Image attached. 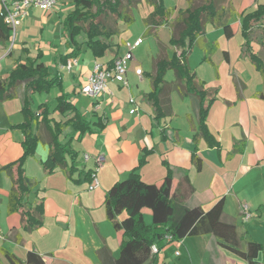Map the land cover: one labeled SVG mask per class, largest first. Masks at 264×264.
I'll return each instance as SVG.
<instances>
[{
	"label": "crops",
	"instance_id": "0c3cea01",
	"mask_svg": "<svg viewBox=\"0 0 264 264\" xmlns=\"http://www.w3.org/2000/svg\"><path fill=\"white\" fill-rule=\"evenodd\" d=\"M164 1L169 7L186 8L193 0H188L186 6L181 7L174 5V0ZM231 1L238 12L253 10L261 2ZM57 6L49 10L40 7L29 9V14L19 25L30 27L25 28L20 40L24 52L23 59H15L12 68L17 62L26 61L25 49L31 57H36L38 52L42 51L41 60L49 66L51 73L60 74L62 87L46 93L51 94L58 89V93L52 94L50 99L39 104H34L33 99V95L38 92L33 93L32 110L40 113L42 109L40 110L39 106L48 103L51 113L49 116L56 121H65L70 114H61L54 110L56 97L64 93L93 123V132L79 136V133L73 134L69 127L65 130L68 138L72 137V148L78 152V168L74 169L70 177L66 168L57 167L52 173L43 168L42 160L46 159L49 153L50 134L45 124H37L39 143L35 155L27 159L25 170L28 176L38 181L39 191H33L29 195V201H43L44 220L40 227L27 230L23 227L19 212H8L13 180L4 168L23 154L24 133L17 127L25 120L22 112L23 87L19 89L16 97L5 101L4 104L18 100L14 105V115L7 105H3L4 109L0 112V264H10L2 252L3 249L23 260L29 251L34 250L43 256L45 264H98V251L103 246H107L112 255L117 257L124 230L116 231L107 219L105 196L115 183L128 179L143 155H147V160L138 171L144 182L159 184L171 171L176 187L179 179L187 174L194 187L192 195L186 201L189 207L200 206L208 210L223 198L225 205L222 220L236 223L242 249H247L249 240H256L264 245V99L257 95L264 89V79L249 54L243 51L245 40L240 21L237 22V31L234 30V35L240 36V47L235 46L233 52L231 46H222L221 38L209 40L205 32L200 41L206 47V56L198 66L205 70L200 74L198 68L190 65L198 79L215 95L207 123L219 144L212 145L199 132L198 97L183 94L176 88L177 79L173 70L167 71L166 92L160 96L169 108L168 114H158L156 110V64L158 59L171 57L175 52L170 43L172 34L169 25L175 19L176 13L166 25L148 26L144 19L153 9L150 5L149 12L135 16V21L141 18L144 24L140 34L128 35L126 29H121L119 24L120 32L111 38L112 44L105 55L96 57L87 44L83 43L79 56L75 57L77 64H73L69 70L64 63H59L60 55L66 51L63 20L67 14H61ZM34 9L43 12L33 16ZM61 25L60 40L47 32V29L60 31ZM33 31L41 35L46 32L49 46L54 51H45L39 47L33 52L25 41ZM147 34L152 36L149 46L144 54L137 53L136 50L144 44ZM138 40L141 43L132 51L133 57L128 62V86L110 79L107 90L97 98L81 93V86L87 81L96 62L109 67L112 59L127 53L128 42L134 43ZM216 46V51L221 54L217 60L212 54ZM3 47L0 45V59L12 57L14 50L5 54L2 52ZM221 47H224L222 51ZM253 49L260 54L264 62V49L255 42ZM84 50L89 55L88 58L83 57ZM45 56L50 57L49 62L43 60ZM52 64L55 65L54 70ZM139 69L143 71L142 76L138 74ZM254 71L260 76L252 77ZM65 72L69 74V85L73 87L71 91L65 86ZM70 92L78 97H72ZM80 98H89V104L82 106ZM132 109L136 110L132 113ZM194 153L202 160L200 169H197L194 163ZM85 155H89L88 159ZM93 173H96L100 185L97 189L89 190L88 185ZM83 180L87 185H82ZM85 189L91 193H85ZM38 196L43 199L40 200ZM244 203L249 205L248 219H245L242 212ZM142 215V218L147 217L151 223L149 209H143ZM110 226L114 231H110ZM147 264L248 263L220 246L214 235L205 234L168 242ZM261 264H264V260Z\"/></svg>",
	"mask_w": 264,
	"mask_h": 264
},
{
	"label": "trees",
	"instance_id": "16d2710c",
	"mask_svg": "<svg viewBox=\"0 0 264 264\" xmlns=\"http://www.w3.org/2000/svg\"><path fill=\"white\" fill-rule=\"evenodd\" d=\"M143 0H72L74 9L63 20V34L66 51L60 55L59 63L66 64L70 58L78 57L82 44L85 43L96 57L105 55L111 46V38L120 32L119 22L127 25L135 21L133 5ZM152 6V11L144 19L148 26H161L172 22L171 45L175 52L171 57L160 58L156 64L154 75V94L157 100L158 114H168V107L160 98L166 92L165 75L173 70L177 79L176 88L183 94H192L199 99V132L212 145H218L219 140L209 130L207 116L210 106L215 99L214 93L199 80L196 72L189 64V56L194 46L202 39L206 26L211 23L222 28L227 38L234 35V26L240 21L241 32L244 36L243 51L248 53L256 68L264 79V62L253 49V43L264 49V4L259 3L253 10L238 12L231 0H200L186 8L169 7L164 0H145ZM197 2V1H196ZM12 27L4 20L3 9L0 10V45L6 46L11 42ZM84 35L85 40L80 37ZM25 62H17L0 79V101L16 97L23 87L22 112L23 123L17 127L22 129L23 154L17 160L4 168L12 177L13 186L9 195L8 212H19L23 227L33 230L40 227L44 220L43 201L31 202L29 195L39 191L38 181L27 175L25 164L30 156L35 155L39 143L36 130L37 124L43 123L48 127L49 153L42 160L43 168L52 173L57 167L66 168L70 177L78 168V152L72 148V137L68 138L65 130L69 127L73 134L79 136L93 132V123L83 115L68 95L61 93L56 97L54 110L61 114H70L65 121L53 120L49 115L48 103H42L40 113L31 108L33 93H49L54 88L62 87L59 73H51L49 66L41 60L42 51L36 57H31L28 50ZM227 55V52H225ZM115 59V58H114ZM114 59L109 62L113 66ZM257 95L264 99V89ZM147 160V155L139 159V164L129 174L128 179L115 183L106 193L105 212L107 219L116 231L124 230L120 244V252L114 257L107 246L99 249L98 264H147L153 260L155 253L152 246L158 249L168 242L179 241L187 236L212 234L223 248L244 259L248 264H261L260 254L264 249L262 243L256 240L247 241V249H242V240L234 221H223L224 199H219L208 210L200 206L189 207L187 199L194 191L193 184L187 174L183 175L174 187V177L171 171L161 183H146L141 179L139 168ZM193 160L197 167H202L201 158L194 153ZM70 162V163H69ZM40 200L43 197L38 196ZM151 211L152 221L147 224L142 218L143 209ZM125 211V221L118 214ZM172 237L171 241L166 236ZM20 236V234H19ZM3 254L10 264H45L43 256L31 250L25 260L12 252L3 249Z\"/></svg>",
	"mask_w": 264,
	"mask_h": 264
},
{
	"label": "rangeland",
	"instance_id": "374dc122",
	"mask_svg": "<svg viewBox=\"0 0 264 264\" xmlns=\"http://www.w3.org/2000/svg\"><path fill=\"white\" fill-rule=\"evenodd\" d=\"M197 1V2H196ZM199 0H193L192 3H198ZM188 0H174V5H178L179 7L181 6H186ZM200 2H202V0H200ZM261 4H264V0H261L260 2ZM180 4V5H179ZM0 7H1V1H0ZM59 8V11H61V14H68L69 12H71L73 9H74V4L71 0H60V2L58 3V6ZM151 10V6L147 3V2H140V3H135L133 5V14L134 16H142V14H146L147 11L149 12ZM247 10V9H246ZM43 11L42 10H38V9H34L32 11V15L33 16H37V15H41ZM54 13V12H53ZM46 15H47V12H46ZM41 20V19H40ZM174 21V20H173ZM52 22V21H51ZM50 22V24H51ZM120 24V28L121 29H126V32L128 33V35H133L135 36L136 34H140L141 33V30H142V27L144 26L143 24V21L141 18L137 19L133 24H130V25H127V24H122V22L120 21L119 22ZM172 24V23H171ZM169 25V28H170V31H171V34H172V25ZM54 24L52 26V28H54ZM25 28H30L29 25L25 26V27H20L18 26L17 28V32H16V37H15V40H14V46H13V50H14V54L12 55V57H9L7 56L8 58H1L0 59V77L4 76L11 70L12 68V64L14 62L15 59H17L18 57H20V59H23L22 55H24V52H23V47H21V38L23 37V32L25 31ZM234 30L237 31V25L234 26ZM40 31V30H39ZM32 32V31H31ZM27 36L28 38L25 39V41L27 42L28 46L30 48H32V51L33 52H36L37 48L41 47L43 50L45 51H54L53 48H51L49 46V41H47V33L45 32L43 35H41V33L39 32H34L31 33ZM47 32L51 34H53V37L54 38H57V40H60V38H62V25L60 27V31H58L56 29V31H54V29L49 30L47 29ZM56 32V33H55ZM56 34V35H55ZM119 34V33H118ZM206 34H207V38L209 40H219L221 41V44L222 46H225L224 44H226V46H231L232 48V51L234 52L235 51V46L236 48L239 46L240 47V43H239V37L240 36H237V35H234L230 38H227L224 34V31L222 28H217L215 26H213L211 23L208 24L207 26V29H206ZM117 35V34H116ZM210 37V38H209ZM80 40L81 41H84L85 40V36L82 35L80 37ZM152 40V36L151 34H147L146 37H145V42L144 44L138 48V50H136V52L138 53H142L144 54L145 53V50L147 49V47L149 46V43L151 42ZM10 44L9 43L8 45L4 46L2 48V52H4L5 54L8 52V54L11 52L10 50ZM204 43L202 41L198 42L193 50H192V53L190 55V58H189V62H190V65L192 67H195L196 69L198 68V66H200V64H202V61H203V58L206 56V47H204ZM22 48V49H21ZM224 47H221V50H223ZM215 51L212 53L215 57V59L217 60L218 59V56L221 55L219 54V52H217V46L215 47L214 49ZM109 52H111L109 50ZM216 52V53H215ZM257 52V51H256ZM21 53V54H20ZM215 53V54H214ZM258 53V52H257ZM20 55V56H19ZM260 55V54H259ZM83 57L84 58H88L89 55L86 54L85 50H84V53H83ZM12 60V61H11ZM45 62H49L50 61V57H47L45 56L44 59H43ZM52 61V60H51ZM204 65H206L205 62H203ZM51 66L52 69L54 70V64H52ZM205 70V68H201L199 67L198 68V72L201 74V72H203ZM249 70V69H247ZM65 75V86L68 88V91H71L72 90V86L69 85V74H67L66 72L64 73ZM257 76H260V74L256 71H254V73L252 74V77H256ZM54 93H58V89H55L51 94H46V93H36L33 95V99H34V104H39L40 102L42 101H45L46 99H50L51 95L54 94ZM71 96L72 97H78L77 94H73L72 92H70ZM81 99V102H82V106H85L86 107V104H89L90 102V99H83V98H80ZM18 100H11L9 103L7 102V104H4L5 101H0V112L3 111V105H7L6 107L11 111V114H13V112H15L14 110V105L15 103H17ZM14 115V114H13ZM5 117V115H4ZM1 119V117H0ZM87 185V182H85L84 180L82 181V185ZM85 193H91L90 191H88L87 189L84 190ZM120 216V219L125 221L126 219V213L125 211H120L119 214H118V217ZM144 222H149L150 223V220H147V217L144 216L143 218ZM111 225V224H110ZM110 231H114L112 226H110ZM105 232H108L107 230H105ZM109 233V232H108ZM262 237V235H261ZM264 238V236H263ZM264 240V239H263ZM264 246V245H263ZM174 258V257H173ZM260 261H263L264 260V249L263 251L261 252L260 254V257H259Z\"/></svg>",
	"mask_w": 264,
	"mask_h": 264
},
{
	"label": "built area",
	"instance_id": "2783aa9c",
	"mask_svg": "<svg viewBox=\"0 0 264 264\" xmlns=\"http://www.w3.org/2000/svg\"><path fill=\"white\" fill-rule=\"evenodd\" d=\"M1 3L4 12V20L13 29V35L10 42L11 50L14 46L17 28L22 23L23 19L29 14V9L32 7H40L43 10H49L57 6L58 0H1ZM140 43V40L134 43L128 42L126 45L129 50L124 55L115 58L111 68L105 67L103 64L96 62L92 73L87 81L81 86V93L89 97L97 98L107 90V83L110 79H113L124 86H128L129 83L126 77L128 62L133 57L132 51L139 46ZM77 62L76 58H70L64 66L70 70L73 64H77ZM138 74L142 76L143 71L139 69ZM135 110L136 109H132L131 112L133 113ZM88 157L89 155H85L86 159H88ZM100 159L101 158H99V160ZM99 185L100 181L96 173H93L91 175L88 189H97ZM242 212L245 219H248L250 213L249 205L247 203L242 204ZM166 240L171 241L172 237L167 235ZM158 250V246L154 244L152 246V252L157 253Z\"/></svg>",
	"mask_w": 264,
	"mask_h": 264
}]
</instances>
